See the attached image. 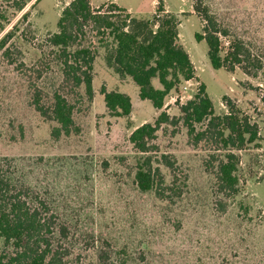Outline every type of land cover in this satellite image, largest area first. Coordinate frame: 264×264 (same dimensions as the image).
Returning a JSON list of instances; mask_svg holds the SVG:
<instances>
[{
    "label": "rangeland",
    "instance_id": "rangeland-1",
    "mask_svg": "<svg viewBox=\"0 0 264 264\" xmlns=\"http://www.w3.org/2000/svg\"><path fill=\"white\" fill-rule=\"evenodd\" d=\"M35 1L0 0V41L10 35L0 49V168L48 201L67 228V263H95L101 247L125 251L127 264H264V0H202L250 49L255 75L240 67L232 72L210 67L207 46L194 39L203 26L193 10L196 0H89L95 10L115 4L138 19H151L158 7L173 15L194 78L181 81L156 112L148 100L138 98L130 79L107 67L104 49L96 46L92 101L75 102L78 132L58 138L51 134L56 123L31 105L29 85L47 94L58 86L55 50L45 41L57 31L59 15L72 0ZM20 2L26 5L18 12ZM5 50L9 55L4 56ZM152 84L160 88L157 79ZM201 84L216 115L228 113L225 101L230 100L258 127L259 139L235 151L237 195L226 198L217 192L203 166L208 151L189 143L181 122L162 125L153 142L156 152L149 154L162 178L164 198L140 192L134 175L144 155L133 148L130 134L152 124L161 111L180 118V106ZM103 88L130 97L129 117L109 115Z\"/></svg>",
    "mask_w": 264,
    "mask_h": 264
},
{
    "label": "trees",
    "instance_id": "trees-1",
    "mask_svg": "<svg viewBox=\"0 0 264 264\" xmlns=\"http://www.w3.org/2000/svg\"><path fill=\"white\" fill-rule=\"evenodd\" d=\"M25 5L20 2L15 8L19 12ZM193 10L203 23L201 33H195L194 39L207 46L210 67L230 72L240 67L245 74L255 75L250 70L251 51L245 43L231 36L202 0H196ZM56 27L45 43L55 50L53 58L60 68V82L51 94L29 85L34 110L57 125L51 131L54 138L78 132L73 119L75 102L92 101L96 46L104 49L107 67L120 77H129L138 88L139 99L148 100L157 110L163 109L165 98L181 81L194 78L192 63L178 41V22L161 7L151 19H138L115 4L107 10H95L89 0H72L61 11ZM6 37L0 41V49L5 47ZM3 54L9 55V50ZM40 77L37 72L36 78ZM153 79H157L160 88L153 86ZM101 94L110 116H130L127 95L104 88ZM225 104L228 113L216 115L201 84L198 92L180 106V118H170L161 111L152 124L144 123L130 134L133 148L144 155L134 175L140 192L164 198L162 178L153 168L149 154L156 152L153 142L160 127L181 122L189 143L193 147L202 145L208 151L203 166L213 176L217 192L226 198L237 195L239 156L235 151L257 141L259 131L234 103L226 100ZM165 162L172 168L170 160ZM66 238L67 228L58 222L48 201L26 185L16 183L0 168V264H68L63 246ZM123 253L121 249L109 251L100 247L95 263L75 264H127Z\"/></svg>",
    "mask_w": 264,
    "mask_h": 264
},
{
    "label": "crops",
    "instance_id": "crops-1",
    "mask_svg": "<svg viewBox=\"0 0 264 264\" xmlns=\"http://www.w3.org/2000/svg\"><path fill=\"white\" fill-rule=\"evenodd\" d=\"M127 78V80H129L130 78L129 77H126ZM131 80V79H130ZM132 81V80H131ZM133 82V81H132ZM130 83V82H129ZM130 86V85H129ZM108 92H110V91H108ZM113 92H116V91H113ZM118 93H120V92H118ZM122 94V93H121ZM129 97V96H128ZM130 98V97H129ZM139 98V97H138ZM130 102H131V99H130ZM133 109V103L131 102V110ZM155 109V108H154ZM156 110V112H159L160 110H157V109H155ZM131 114V113H130ZM157 114V113H156Z\"/></svg>",
    "mask_w": 264,
    "mask_h": 264
}]
</instances>
